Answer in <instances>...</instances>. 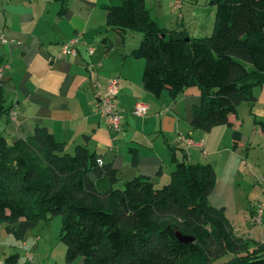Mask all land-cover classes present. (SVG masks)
Masks as SVG:
<instances>
[{
	"label": "trees",
	"instance_id": "obj_1",
	"mask_svg": "<svg viewBox=\"0 0 264 264\" xmlns=\"http://www.w3.org/2000/svg\"><path fill=\"white\" fill-rule=\"evenodd\" d=\"M209 2L214 22L204 37L159 25L145 0L104 5L107 25L140 33L131 55L144 61L145 90L175 98L186 87H198L191 125L203 131L231 126L228 116L241 101L254 99L255 86L264 85V0ZM9 109L0 80V119ZM231 137L236 146L239 130ZM97 159L80 144L68 152L45 126L11 142L0 131V223L21 239L40 219L60 215L68 262L81 257L84 264H264V241L237 234L223 208L209 203L215 183L210 163L173 157L169 180L157 187L145 175L120 185L116 169ZM176 231L194 240L183 241ZM4 260L14 264L17 254Z\"/></svg>",
	"mask_w": 264,
	"mask_h": 264
},
{
	"label": "crops",
	"instance_id": "obj_2",
	"mask_svg": "<svg viewBox=\"0 0 264 264\" xmlns=\"http://www.w3.org/2000/svg\"><path fill=\"white\" fill-rule=\"evenodd\" d=\"M145 1L159 25L179 28L181 22L190 36L194 37L190 28L204 29L196 37L207 35L205 22L189 26L182 13H176L177 21L169 19L171 10L167 13L165 5L169 2L174 8L173 0ZM111 2L114 0H0V25L7 39L0 42V63H9L1 80L5 104L16 110L14 120L8 114L0 119V131L11 142L28 137L36 126H45L65 143L68 152L80 144L103 163H110L120 183L138 175L150 177L155 185L166 183L173 157L208 162L215 171L209 203L223 208L237 234L264 241V224L246 234L252 210L263 200L264 129L260 121L264 120V85L255 86L254 99L241 101L228 116L231 126L194 129L191 121L200 102L198 87H186L175 98L167 91L155 96L145 90L141 80L144 61L131 55L140 33L106 24L104 5ZM189 10L186 8L190 15L193 10ZM74 37L76 53L59 54L61 44ZM89 46L93 47L91 54ZM112 77L118 79L114 97L120 114L118 131L107 127L95 111V103ZM138 101L147 105L143 116L132 112ZM233 129L240 132L236 146L232 144ZM183 136L196 144L187 146ZM244 185L248 186L245 200L236 193ZM34 235L37 257L58 264L51 245L40 242L42 234ZM3 255L4 241L0 243V264ZM76 264L84 263L79 259Z\"/></svg>",
	"mask_w": 264,
	"mask_h": 264
},
{
	"label": "rangeland",
	"instance_id": "obj_3",
	"mask_svg": "<svg viewBox=\"0 0 264 264\" xmlns=\"http://www.w3.org/2000/svg\"><path fill=\"white\" fill-rule=\"evenodd\" d=\"M162 1L164 2V0ZM165 6L167 8L166 10L167 13L169 12V10H171L169 19L177 21L178 19L176 13H182V15L184 16V20L186 21V23H189L188 24L189 26H192L199 21H201V24H204L205 22L208 31L207 35L211 33L214 22V6L209 2V0H182V2L180 1L177 8H171V4L169 2ZM186 8L193 10V12L190 14L191 16L187 14L188 12L186 11ZM191 10H189V12H191ZM178 27L182 28L181 22L179 23ZM197 30L198 32H196ZM203 31H204L203 28H199L196 30L190 28V33L194 37L199 35V33L201 32L203 33ZM72 151L73 150H70L69 152L71 153ZM162 184L163 183H160L156 186L159 187ZM247 190H248V186L244 185L241 187V189H237L236 193L237 194L239 193L241 198L245 200L246 197L244 193ZM244 206H245V201H244ZM39 222L40 223H37L33 228L27 230L24 237L21 239H18L12 233L7 232L4 228V224L0 223V243L4 241V255L2 257L1 264H6L4 259L7 255L11 253L17 254V260L14 264H40L42 262L47 264V262L42 261L36 255L37 253H36L35 245L37 242H36V238L34 239L35 237L34 234H40V233L42 234V239L40 240V242L48 246L51 245V248L53 249V256L58 264H76L78 262V260L81 257H77L73 261H69V262L64 259L65 246L59 237L60 228H61L60 215L57 214L52 216L48 215L47 221L40 219ZM249 224L250 226H248V230L246 234H248L249 231L253 230V228L256 227L255 225L252 224L250 217H249ZM25 241L27 242L26 244ZM42 250L43 248L40 247V252ZM26 252L30 253L31 256L33 254V260L29 259L27 255H25ZM43 254L44 257L47 256V250Z\"/></svg>",
	"mask_w": 264,
	"mask_h": 264
},
{
	"label": "built area",
	"instance_id": "obj_4",
	"mask_svg": "<svg viewBox=\"0 0 264 264\" xmlns=\"http://www.w3.org/2000/svg\"><path fill=\"white\" fill-rule=\"evenodd\" d=\"M180 3V0H173V7L177 8ZM3 26L0 25V42L6 43L7 39L3 35ZM77 38H72L64 43L61 44L59 54L65 55V54H75L76 48H75V42ZM87 52L91 54L93 52V47L89 46L87 48ZM9 67L8 62L0 63V80L2 77V73L4 70H6ZM117 77L108 78L105 83V88L101 96L99 97L98 101L95 103V111L100 115L104 123L109 127L110 129L114 131H118L120 128V114L117 107L116 102L114 101V97L116 96L118 92V85H117ZM147 105L144 102H135V104L132 107V112L135 115L143 116L146 113ZM8 117L11 120L15 119L16 110L14 107H11L8 110ZM183 142L189 146L194 145V143L189 137H182ZM200 145V143H198ZM98 162H101V159H97ZM261 189L263 193V200L261 202H258L251 213V222L255 226H261L264 224V180L261 182ZM26 255L29 259H32V256L30 253L26 252Z\"/></svg>",
	"mask_w": 264,
	"mask_h": 264
},
{
	"label": "water",
	"instance_id": "obj_5",
	"mask_svg": "<svg viewBox=\"0 0 264 264\" xmlns=\"http://www.w3.org/2000/svg\"><path fill=\"white\" fill-rule=\"evenodd\" d=\"M176 236L183 240V241H186V242H189V241H193L194 240V236L192 235H183V234H180L178 231L175 232Z\"/></svg>",
	"mask_w": 264,
	"mask_h": 264
}]
</instances>
